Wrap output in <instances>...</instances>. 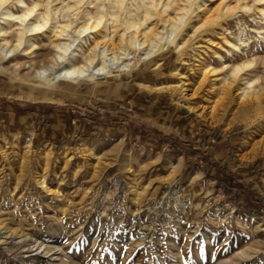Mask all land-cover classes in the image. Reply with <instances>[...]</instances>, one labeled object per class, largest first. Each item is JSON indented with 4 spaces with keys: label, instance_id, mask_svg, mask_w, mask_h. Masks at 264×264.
Instances as JSON below:
<instances>
[{
    "label": "rangeland",
    "instance_id": "1",
    "mask_svg": "<svg viewBox=\"0 0 264 264\" xmlns=\"http://www.w3.org/2000/svg\"><path fill=\"white\" fill-rule=\"evenodd\" d=\"M221 1L208 0L209 14ZM241 3L245 7L208 22L197 42L226 45L241 33L246 50L232 60L256 59L262 74L264 40L252 28L264 4ZM200 20L193 13L189 22ZM44 40L37 38L35 59L49 50ZM197 49L200 57L190 52L182 66L174 48L164 52L170 57L164 72L146 76L148 88L133 86L149 104L160 95L168 100L174 107L169 117L168 108L154 114L149 104H132L118 93L79 92L76 83L74 92L70 81L58 83L59 94L45 95L43 86L34 87L39 80L28 86L22 72L0 70V264H264V115L219 108L211 116L199 98L188 100L171 88L174 68L192 79L189 66L214 57L213 50ZM155 84L163 89L154 90ZM116 102L143 133L76 135L68 145L52 146L25 126L26 114L41 125L51 114L64 115L65 122L73 113L109 121ZM42 175L50 192L36 182ZM32 238L43 243L41 252L28 250L25 240Z\"/></svg>",
    "mask_w": 264,
    "mask_h": 264
},
{
    "label": "bare ground",
    "instance_id": "2",
    "mask_svg": "<svg viewBox=\"0 0 264 264\" xmlns=\"http://www.w3.org/2000/svg\"><path fill=\"white\" fill-rule=\"evenodd\" d=\"M237 1L232 5L222 0L209 14L208 0H0V70L17 75L22 72L23 81L39 80L36 84L45 87L60 81H96L99 76H113L115 71L131 72L171 48L179 54V65H186L190 52L200 57L203 52L197 48L201 47L207 54L213 50L214 57L197 69L190 65L195 72L192 79L179 67L174 68L171 75L177 80L171 88L188 100L199 98L204 103L201 108L209 110L211 116L219 108L263 116L264 72L260 74L256 59L232 60L245 53L241 33L226 39V45L218 46L212 38L204 45L197 42L199 33L220 13L245 7L242 0ZM256 1L264 4V0ZM171 8H175V15L169 14ZM193 13L201 20L190 23ZM258 14L261 22L251 28L264 40V7ZM39 37L48 41L49 50L38 53L35 59ZM222 49L231 57V63L225 61ZM260 63L264 65V57ZM163 65L157 61L154 69ZM157 89L163 88L158 85ZM35 178L50 192L43 175ZM25 242L29 251H42L43 243L33 238Z\"/></svg>",
    "mask_w": 264,
    "mask_h": 264
},
{
    "label": "crops",
    "instance_id": "3",
    "mask_svg": "<svg viewBox=\"0 0 264 264\" xmlns=\"http://www.w3.org/2000/svg\"><path fill=\"white\" fill-rule=\"evenodd\" d=\"M157 61L164 62V65L158 69H154V67L156 66L155 63ZM169 62H170V57L168 55L162 54L158 56L157 59L150 61L149 64L137 66L131 72H124L126 73L124 77L120 78L115 76L114 74L113 75L114 77L113 76L107 77L108 79L106 81L96 80L91 87L89 86V84H87V82H91V81H82L76 84L77 85L81 84V86L78 89L79 92H81V88L83 89L86 88V89H91L92 93H97V92L101 93V96H105L109 93H115V98H119L118 95L116 94L118 93L122 99L129 100V102H131L132 104L133 103L137 104L138 102L149 104V102L146 100L144 96H140L141 91L135 92L133 86L134 84H139L140 87L148 88V86H145V84L143 85V82L147 80L146 76L151 75L152 73H155L157 75L162 74L164 70L167 68ZM27 84L28 86L31 85L30 83ZM73 84L74 83L71 82L68 85L75 87L74 92H76L77 86H74ZM32 85L34 86V84ZM158 85L159 84L154 85L155 86L154 90H158L157 89ZM34 87H37V90H40L39 86H34ZM58 87L59 86L57 83L52 86H45L44 89L41 88L42 89L41 91L45 92V95L46 94L51 95L52 93L55 95V94H59ZM148 93L152 94V92H148ZM150 104L148 106L151 108L152 113L154 114H157V112L160 113L163 108H168V110L164 112L168 114L167 116L169 117V115H171L172 111L174 110V107L169 106L168 100H166L162 95H160L159 98H156L153 101V103ZM156 104L159 105L155 107ZM111 107L112 109H116V111L114 112L112 110L111 115L113 117H111L112 119H108L109 121H105V120L96 121L91 117L89 118L77 117L76 116L77 114L73 113L68 116L67 122H65L63 118L64 115L51 114V118H47L48 123H46L45 125H41V123H38L32 119V115L26 114L24 115V119L26 121L25 126L29 130L34 131L39 138H45V141L49 142L52 146H55L57 144H61L62 146H65L66 144L68 145L69 141L73 139V137H75L76 135H78L79 138H83V137H92L96 135L97 136H101V135L116 136L119 134L126 135L127 132L143 133L144 129L140 123H136V124L134 123L132 126L130 121L135 122L137 120L128 119L129 114L124 110L126 107L123 104H119L118 102H116L115 104L111 103ZM118 118H121V120L125 119V121L113 120Z\"/></svg>",
    "mask_w": 264,
    "mask_h": 264
}]
</instances>
